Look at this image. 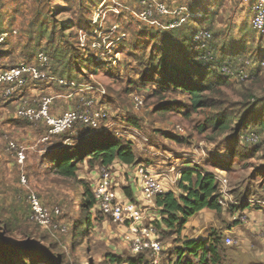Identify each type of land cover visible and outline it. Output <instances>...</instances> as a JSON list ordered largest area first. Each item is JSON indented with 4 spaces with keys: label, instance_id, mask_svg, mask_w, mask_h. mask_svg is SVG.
<instances>
[{
    "label": "rangeland",
    "instance_id": "374dc122",
    "mask_svg": "<svg viewBox=\"0 0 264 264\" xmlns=\"http://www.w3.org/2000/svg\"><path fill=\"white\" fill-rule=\"evenodd\" d=\"M159 3L167 14H159ZM251 14L244 0H0V242L5 239L21 253L44 250L64 264H109L107 254L174 264L176 249L187 238L183 232L177 236L154 226L155 237L150 238L162 251L144 248L137 254L127 226L84 208L85 189L93 194L101 167L90 166L85 158L75 178L55 174L52 153L65 148L83 153L82 146L100 139L130 143L135 166L158 174L175 192L178 170L197 166L226 181L219 201L229 212L235 202H254L253 210H264V34L252 29ZM199 29L211 36L198 48L193 33ZM155 41L199 55L197 63L214 73L233 61V75L226 77L228 84L220 93L205 94L209 106L194 112L186 94L166 91L160 84L164 75L156 70ZM241 70L243 79L236 76ZM5 75L14 81L2 80ZM136 98L142 102L139 107ZM45 104V115L53 121L77 111L97 126L77 122L52 135L47 119H37ZM252 105L246 129L230 122V130L212 131L217 113L242 118ZM19 153L25 157L22 162ZM135 170L111 169L121 201L126 187L132 201L140 199ZM32 193L46 214L44 225L31 219ZM146 210L159 219L154 208ZM149 224L144 220L140 230ZM228 224L221 216L212 223L202 220L197 238L214 231L222 256L228 258L224 263L243 264L244 255L231 248L237 245L236 233L220 234ZM79 227L84 238L74 235ZM186 230L190 235L194 228ZM229 237L235 244L227 247Z\"/></svg>",
    "mask_w": 264,
    "mask_h": 264
},
{
    "label": "trees",
    "instance_id": "16d2710c",
    "mask_svg": "<svg viewBox=\"0 0 264 264\" xmlns=\"http://www.w3.org/2000/svg\"><path fill=\"white\" fill-rule=\"evenodd\" d=\"M193 43L198 48L202 47L201 43ZM155 44L157 47H154V54L156 53L158 57L156 70L164 75L160 84L167 88L165 89L166 91H182L186 94L192 111L196 112L209 106L206 93L218 94L221 87L227 86L228 80L221 73V68L218 74L214 73L209 67H201L197 63L199 55L189 53L185 51V48L180 49L167 41L160 43L155 41ZM83 62L80 61V64ZM232 62H225L227 65L223 66L231 69ZM82 68L83 66L80 65L79 71ZM256 102L258 104L260 101ZM172 103H167V105ZM251 108H253V105L243 113L242 118L233 117V115H227L223 112L217 113L210 123L212 131L226 132L231 129L230 122H238L240 126H244L243 129H246L245 124H247V120L252 114ZM261 128L264 129V122L261 123ZM205 130L203 127L200 128L201 132ZM172 138L177 140L176 137ZM82 148H86L83 153H73L70 148L59 149L57 152L52 153L50 161L55 174L61 178H75L78 164L82 163L85 158L89 159L88 164L90 166L96 164L101 168L104 167L110 170L114 166L132 168L137 162L130 143L100 139L98 141H90ZM178 171L177 188L179 192L175 193L170 190L155 196L153 203L157 209L159 219H154L152 224L160 228L164 226L171 234L180 236L189 219L200 211L208 209L219 216L222 212V202L219 201V177L216 174L200 171L197 166L183 167ZM111 173L113 174L112 171ZM123 190L124 200L132 201L133 194L131 189L126 187ZM84 196V208L86 210L93 209L102 214L92 191L85 189ZM89 220V217L86 216V224H88ZM75 230L74 235L83 234L81 227ZM84 237L85 235H82V238ZM219 243L220 237L214 231L209 233L206 240L186 238L182 247L176 249V261L174 264H225L221 262L222 254L220 249H218ZM193 260L197 262L194 263ZM106 261L109 264H149L141 255L125 260L113 254H107ZM0 264H64V262H59L57 258L52 260L51 254L45 253L44 250L21 253V251L14 249L12 245L3 239L0 242Z\"/></svg>",
    "mask_w": 264,
    "mask_h": 264
},
{
    "label": "built area",
    "instance_id": "2783aa9c",
    "mask_svg": "<svg viewBox=\"0 0 264 264\" xmlns=\"http://www.w3.org/2000/svg\"><path fill=\"white\" fill-rule=\"evenodd\" d=\"M244 2L248 3V6L252 11L250 17V24L252 29L256 31L257 34H264V0H244ZM156 9L161 15L167 14L166 7L162 3H159L156 6ZM146 14L149 15V12H147ZM142 16H144V14ZM174 27L175 24L173 23L169 25V28ZM210 36L211 34L206 29H199L193 33L194 42L201 43L202 46H204ZM221 73L225 77L233 75L231 69L227 66L221 67ZM18 74L19 73H17V75ZM236 76H238L240 79H243V71L241 70L237 72ZM6 78L10 82L14 81L12 77L8 78V75L2 77V80ZM18 83L21 84L23 83V81L16 80L17 85ZM141 104L142 102L138 98H136L135 107H139ZM46 107V104L43 105L42 114L44 117L39 116L37 119H47L48 124L54 127V129L50 131L52 135L57 134L63 128L69 127L72 123L79 122L82 124H88L89 126H97L94 120L90 121V119H87L83 113H79L77 111H67L60 121H53V119L46 117ZM21 114L27 115V113L25 114L23 112H21ZM177 130H179V132H183L180 128H177ZM9 146L11 149L16 150V146H14L12 143H10ZM19 154H21L20 157H22V162L25 157L24 155H22V153ZM135 172L137 173V176L135 178L136 187L138 188L140 195H142V198L147 201L148 204H151L152 207H154L153 201L155 196L163 193V189L159 184V177H156L157 174H153L147 168L140 166L136 167ZM114 178L115 177L111 173L110 169L104 167L100 168V174L98 175L97 181L95 182L93 188V196L98 204L100 212L103 215L112 217L115 222L127 226L128 230H130V232L134 235V238L132 239L133 252H136L138 254L144 248H150L155 254H159L162 251L160 243H158L156 239L153 240L150 238L151 236L155 237V229L154 225L152 224V221L154 219H152L147 213L146 206L140 204L138 200H136V202L130 201L128 199H125L124 201L119 200L117 191L115 189L117 188V184L115 183ZM218 180L220 182L219 188L222 189V186L225 185L226 181L221 179ZM28 202L31 205L33 211L31 219L41 225L47 223L46 214L43 213L39 200L35 194L32 193L28 195ZM146 219L150 221L149 226L146 229L140 230L143 226L144 220ZM138 231H141L142 236L137 235ZM231 244H233V241L230 238H226V245ZM157 260L158 259H156L151 264H157Z\"/></svg>",
    "mask_w": 264,
    "mask_h": 264
},
{
    "label": "crops",
    "instance_id": "0c3cea01",
    "mask_svg": "<svg viewBox=\"0 0 264 264\" xmlns=\"http://www.w3.org/2000/svg\"><path fill=\"white\" fill-rule=\"evenodd\" d=\"M134 167L136 168L137 166ZM134 176L136 178L137 176L136 172H134ZM156 177H159L158 174ZM176 181L178 182V178L176 179ZM159 184L163 189V193L168 192L170 190L175 192L174 189L167 188L165 186L164 179L163 180L159 179ZM176 191L177 192L175 193L179 192L178 188ZM140 199L142 200L143 205L150 208L152 207L151 204H148L147 201H145L142 198V195H140ZM253 203H250L251 205H247L243 203L239 205L238 203L235 202L234 204H232V206H236V208L232 212H229L227 206L224 203H222V212L220 213L219 216L222 217L223 221L228 222L229 224L226 227H221L223 230L220 231V234L222 232H226L225 234L236 233L235 241H237L236 242L237 245L233 246L235 244V241L232 239V241H234V244L231 245L225 244V246L227 247L233 246L231 248H234L233 250L237 251L235 252V254L244 255L242 258L240 256V262H243V264H264V210H253L252 209V207H254ZM152 208H154V211L156 210L157 212L156 207H152ZM217 217L218 216L214 211L208 209H204L200 211L199 213L191 217L187 222V224L184 226V229L182 230L183 236L187 237V239H202V240L208 239L210 232L209 233L207 232V236L205 237V239H203V238H197V236H200V233H198L195 230L197 229V227L202 225V220H204L205 222L212 223L215 220H217ZM151 218L154 219V217ZM240 226L242 227V229H239ZM186 228H190V229L194 228L193 233L189 235V230H186ZM219 246L220 245H218V249H220ZM227 259L228 258L226 255L221 256L222 263H224V260L227 261Z\"/></svg>",
    "mask_w": 264,
    "mask_h": 264
}]
</instances>
